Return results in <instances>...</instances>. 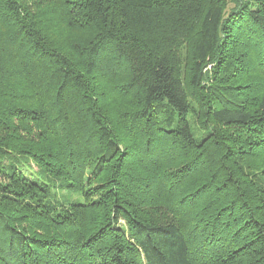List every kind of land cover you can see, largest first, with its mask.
Listing matches in <instances>:
<instances>
[{
    "label": "trees",
    "instance_id": "16d2710c",
    "mask_svg": "<svg viewBox=\"0 0 264 264\" xmlns=\"http://www.w3.org/2000/svg\"><path fill=\"white\" fill-rule=\"evenodd\" d=\"M0 264H264V0H0Z\"/></svg>",
    "mask_w": 264,
    "mask_h": 264
},
{
    "label": "rangeland",
    "instance_id": "374dc122",
    "mask_svg": "<svg viewBox=\"0 0 264 264\" xmlns=\"http://www.w3.org/2000/svg\"><path fill=\"white\" fill-rule=\"evenodd\" d=\"M32 169H33L34 172H36V170H37L36 167L33 166V165H32ZM80 199H81V198H80Z\"/></svg>",
    "mask_w": 264,
    "mask_h": 264
}]
</instances>
